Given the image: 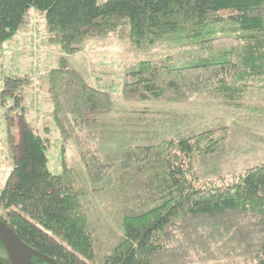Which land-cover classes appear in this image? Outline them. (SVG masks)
Masks as SVG:
<instances>
[{
	"label": "trees",
	"instance_id": "16d2710c",
	"mask_svg": "<svg viewBox=\"0 0 264 264\" xmlns=\"http://www.w3.org/2000/svg\"><path fill=\"white\" fill-rule=\"evenodd\" d=\"M31 9L44 13L47 31L66 54L75 53L86 38L110 33L124 34L141 51L155 44H191L201 51L179 63L140 60L121 84V97L131 102L181 106L204 92L233 102L250 81L264 86V0H0V46L25 24ZM47 78L51 122L62 135L70 125L94 122L91 113L113 107L110 93L86 81L65 56ZM20 82L7 77L5 85ZM15 114L18 140L0 190V219L57 264H153L190 216L245 212L264 232V163L207 181L194 178L195 162L227 143L228 128L217 125L130 147L135 165L150 168L144 182L152 203L121 216V237L99 255L95 226L82 203L86 192L77 185L74 169L63 164L52 173L46 159L50 137L27 119L23 106ZM89 152L81 158L91 180L98 179L107 166L97 152ZM259 245L250 264H264V238ZM3 255L0 242L2 260ZM30 264L50 263L33 257Z\"/></svg>",
	"mask_w": 264,
	"mask_h": 264
},
{
	"label": "rangeland",
	"instance_id": "374dc122",
	"mask_svg": "<svg viewBox=\"0 0 264 264\" xmlns=\"http://www.w3.org/2000/svg\"><path fill=\"white\" fill-rule=\"evenodd\" d=\"M200 54L191 44H155L141 51L121 33L86 38L75 53L66 54L47 31L44 13L31 9L25 24L0 46V190L14 165L11 147L18 140L15 113L22 106L27 119L50 137L46 151L49 170L57 174L63 164L70 166L77 185L86 192L82 203L95 226L99 255L106 254L121 237L117 225L121 216L138 213L152 203L150 187L144 182L150 168L135 165L130 147L222 125L228 128L227 143L218 153L195 162L196 181L230 176L264 163L262 83L250 81L234 103L213 92L195 95L181 106L121 97L126 72L140 60L179 63ZM64 56L86 81L110 93L113 107L109 112L91 113L94 122L86 127L70 125L62 135L51 122L47 72ZM7 77L21 82L8 88ZM84 150L97 152L107 166L98 179L88 176L81 158ZM255 220L250 214L234 211L190 216L171 233L170 247L157 255L153 264H250L264 238ZM0 260L10 264L8 253Z\"/></svg>",
	"mask_w": 264,
	"mask_h": 264
},
{
	"label": "water",
	"instance_id": "95a60500",
	"mask_svg": "<svg viewBox=\"0 0 264 264\" xmlns=\"http://www.w3.org/2000/svg\"><path fill=\"white\" fill-rule=\"evenodd\" d=\"M0 242L3 243L6 253H8L10 264H30L33 257H38L50 264H57L51 257L34 250L22 241L3 219H0ZM0 264H4V262L0 260Z\"/></svg>",
	"mask_w": 264,
	"mask_h": 264
}]
</instances>
